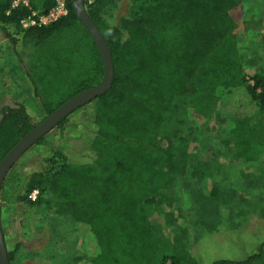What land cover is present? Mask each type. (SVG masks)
Listing matches in <instances>:
<instances>
[{
	"label": "rangeland",
	"instance_id": "rangeland-1",
	"mask_svg": "<svg viewBox=\"0 0 264 264\" xmlns=\"http://www.w3.org/2000/svg\"><path fill=\"white\" fill-rule=\"evenodd\" d=\"M141 1L110 0L100 8V16L107 25L124 28ZM32 3L35 11L41 10L39 0ZM229 15L237 58L252 84L256 73L264 74V0H239ZM2 27L0 118L5 108L19 104L36 126L49 115L42 101L51 98L60 83L77 81L87 89L102 82L91 81L86 60L91 47L79 21L39 40L25 34L20 22ZM22 65L31 75H22ZM70 88L60 87L54 100H62ZM234 118L241 120L231 123ZM85 123L83 116L74 114L63 131H48L43 144L25 151L15 166L23 174L22 185L32 173L55 170L66 153V137L79 136ZM145 144L163 156L155 168L163 177L155 194L162 213L153 215L152 223L161 245L180 264L243 259L256 250L264 239V115L244 89L232 94L222 90L213 99L186 92ZM33 190L20 202H15L14 194L22 193L23 187L16 183L0 195L5 244L18 249L11 264H91L99 247L86 223L57 213L49 192Z\"/></svg>",
	"mask_w": 264,
	"mask_h": 264
},
{
	"label": "trees",
	"instance_id": "trees-1",
	"mask_svg": "<svg viewBox=\"0 0 264 264\" xmlns=\"http://www.w3.org/2000/svg\"><path fill=\"white\" fill-rule=\"evenodd\" d=\"M86 1L85 12L110 51L111 86L51 129L63 131L74 114L86 119L79 136L66 137L67 154L64 151L60 155L61 164L55 170L32 173L22 185L23 174L15 170L17 161L4 177L0 195L14 183L23 187L22 193L14 194L15 202L25 201L33 189L49 192L56 200L57 213L88 226L99 247L91 264H180L161 245L157 225L152 223L153 215L162 213L155 194L162 185L157 181L163 177L155 168L163 156L149 151L145 140L156 135L167 113L177 108L188 91L213 99L222 90L232 94L244 89L264 115V74L258 72L252 84L247 82L231 32L229 10L239 0H142L124 28L107 25L101 18L100 8L110 0ZM29 2L35 9L32 0ZM66 2L67 16L48 26L24 29L25 34L39 40L78 22L71 0ZM10 3L0 0L3 31L2 25L18 23L29 12L23 8L6 14ZM53 4L54 0H39L40 11L49 10ZM85 31L91 47L86 56L93 73L91 81H101L102 61L89 31ZM59 85L57 90L72 88L60 101L53 98L56 88L51 98L42 101L47 114L85 89L77 81ZM231 120L236 123L241 119ZM33 127L23 105L4 109L0 161ZM45 136L33 145L43 144ZM56 155L49 161L53 162ZM17 250L6 246L9 264ZM255 260L264 264V239L243 259H218L209 264H252Z\"/></svg>",
	"mask_w": 264,
	"mask_h": 264
},
{
	"label": "water",
	"instance_id": "water-1",
	"mask_svg": "<svg viewBox=\"0 0 264 264\" xmlns=\"http://www.w3.org/2000/svg\"><path fill=\"white\" fill-rule=\"evenodd\" d=\"M85 0H71L72 8L80 23L89 31L99 52L103 65L102 82L75 94L53 112L47 115L39 124L23 136L0 161V188L4 177L11 166L34 143L50 131L56 123L78 107L85 105L93 98L104 93L110 88L113 77L111 55L106 41L96 25L90 20L84 9ZM0 264H9L3 233L0 226Z\"/></svg>",
	"mask_w": 264,
	"mask_h": 264
},
{
	"label": "built area",
	"instance_id": "built-area-1",
	"mask_svg": "<svg viewBox=\"0 0 264 264\" xmlns=\"http://www.w3.org/2000/svg\"><path fill=\"white\" fill-rule=\"evenodd\" d=\"M27 9L29 12L19 22L23 29H27L34 26H48L51 25L63 17L67 16L68 8L66 0H54L53 6L47 11H35L30 6L29 0H11L10 8L7 10L8 14L14 9ZM36 190L31 193V198L36 197Z\"/></svg>",
	"mask_w": 264,
	"mask_h": 264
},
{
	"label": "crops",
	"instance_id": "crops-1",
	"mask_svg": "<svg viewBox=\"0 0 264 264\" xmlns=\"http://www.w3.org/2000/svg\"><path fill=\"white\" fill-rule=\"evenodd\" d=\"M19 68L21 69V71H23V73H22L23 76L26 77L27 74L31 75L29 72H27L28 69L26 68L25 65H24V66H23V65H22V66H19ZM10 69H11V68H10ZM11 70H12V69H11ZM13 76H15V74H13Z\"/></svg>",
	"mask_w": 264,
	"mask_h": 264
}]
</instances>
